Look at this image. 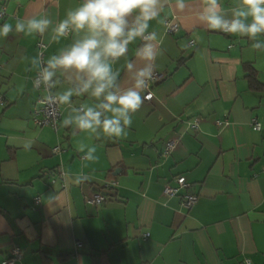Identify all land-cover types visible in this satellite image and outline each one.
Segmentation results:
<instances>
[{
  "label": "crops",
  "instance_id": "crops-1",
  "mask_svg": "<svg viewBox=\"0 0 264 264\" xmlns=\"http://www.w3.org/2000/svg\"><path fill=\"white\" fill-rule=\"evenodd\" d=\"M80 2L0 0L7 11L0 25L14 29L17 19L40 14L53 21L44 35L0 37V263L19 246L18 264H264V48L251 47L264 44V34L252 41L207 29L197 18L200 0H186L183 11L165 6L148 28L157 33L154 72L165 78L131 114L127 135L97 139L62 126L72 107L93 102L87 96L60 105L57 129L34 121L45 92L34 86L31 61L78 38L71 30L58 42L51 37ZM234 2L220 0L229 15ZM173 19L180 27L170 33ZM143 43H130L114 65L122 87L144 66L135 55ZM53 80L60 81L54 94L70 86L60 72ZM172 138L178 142L165 155ZM91 146L97 159L81 160ZM66 170L87 179L66 178L63 187ZM178 176L189 185L166 195ZM99 192L106 195L101 205L88 202ZM186 194L199 196L191 209Z\"/></svg>",
  "mask_w": 264,
  "mask_h": 264
},
{
  "label": "clouds",
  "instance_id": "clouds-1",
  "mask_svg": "<svg viewBox=\"0 0 264 264\" xmlns=\"http://www.w3.org/2000/svg\"><path fill=\"white\" fill-rule=\"evenodd\" d=\"M197 18L209 30L225 34L246 36L255 41L264 34V0H235L229 12H225L220 0H200ZM165 6L183 11L186 0H81L78 6L67 11L66 17L52 28V40L58 42L69 34L78 38L61 48L46 60L41 55L32 59L37 68L34 86H45L44 99L52 105H71L72 98L87 96L92 103L82 102L71 108V113L62 120L63 127L71 126L73 134L87 133L95 138L121 137L132 123V113L138 111L151 94L143 95L153 79L154 62L158 55L155 31L148 32L149 22L157 19ZM53 21L46 14L17 19L15 28L5 22L0 25V37H7L15 30L25 36L44 35ZM140 38L144 43L135 55L144 61V66L135 70L133 83L122 87L118 83L120 71L114 65L126 56L129 44ZM253 49L264 48L262 43H253ZM46 65V66H45ZM129 72L134 65L127 63ZM65 75L70 86L54 95L49 92L60 83L53 80L57 73ZM25 147H30L26 143ZM79 152L84 148L80 147ZM96 147L88 148L81 160L95 161ZM62 175L79 184L87 179L82 174L66 170Z\"/></svg>",
  "mask_w": 264,
  "mask_h": 264
},
{
  "label": "built area",
  "instance_id": "built-area-1",
  "mask_svg": "<svg viewBox=\"0 0 264 264\" xmlns=\"http://www.w3.org/2000/svg\"><path fill=\"white\" fill-rule=\"evenodd\" d=\"M6 14H7L6 8L4 6L1 7L0 8V18H4ZM166 26H167V30L170 33H175L176 31H178L180 24L176 19H173V20H168L166 22ZM164 78H165V74L159 73V72H154L153 79L149 82V87L146 90L147 92L145 95H147L148 93L151 94V98L147 99V100H152L154 98V92H153L152 88L154 87V85L156 83H158L159 81H161ZM39 88H42L43 91L45 92V86L42 83L40 84ZM49 92L54 95L52 89H50ZM46 95H47V93L45 92L44 95L42 96L41 100H40L41 106H40V108H38L36 110V117L34 118V121H35V123H37L39 125H50V126L57 129L58 128V121L61 117L60 105H52L49 102H47L44 99V97ZM39 116H41V118ZM198 123H199V121L196 120L192 124V127L197 128ZM255 126L257 128H260L261 124L256 121ZM177 142H178L177 138H172L168 142V144L165 148V155L169 154L172 151V149L175 147ZM54 151L55 152L60 151V147L59 146L55 147ZM62 173L60 174L59 179L62 181L63 187H66V183H65L66 178L62 175ZM188 185H189V183H188V180L185 176H178L175 179V185L166 186L164 192L168 196H178L181 193V189L187 187ZM198 198H199V196L197 194H186L183 196V201H184L185 206L187 208L191 209L197 203ZM105 200H106V195L101 193V192L96 193L92 197L88 198V202L93 203L95 205H101ZM37 202H40V198H37ZM148 236H149V234L147 235V237ZM79 244H81V243H79ZM22 257H23L22 248L19 246H15L11 252V255L8 258H6L5 260H3L0 264H18V262L22 259ZM244 264H253V263L250 259H246L244 261Z\"/></svg>",
  "mask_w": 264,
  "mask_h": 264
},
{
  "label": "trees",
  "instance_id": "trees-1",
  "mask_svg": "<svg viewBox=\"0 0 264 264\" xmlns=\"http://www.w3.org/2000/svg\"><path fill=\"white\" fill-rule=\"evenodd\" d=\"M249 77L251 79V84L254 86V87H257L259 88L260 87V82L257 78V72L255 71V68L252 67L250 68V74H249Z\"/></svg>",
  "mask_w": 264,
  "mask_h": 264
}]
</instances>
